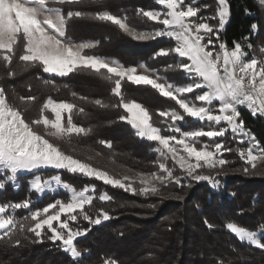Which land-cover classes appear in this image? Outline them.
I'll return each mask as SVG.
<instances>
[{"label": "snow or ice", "instance_id": "1", "mask_svg": "<svg viewBox=\"0 0 264 264\" xmlns=\"http://www.w3.org/2000/svg\"><path fill=\"white\" fill-rule=\"evenodd\" d=\"M161 10H135L136 17L156 22L162 27L152 30H139L129 23L127 14L118 16L104 9L96 12L69 10L65 13L63 5H82L85 0H0V63L8 68L7 76L15 77L16 71L12 63L16 58L25 68H40L45 73H55L67 76L70 73H88L109 82L111 93L118 100L116 104H107L102 99L90 100L87 96L78 99L101 108L123 109L120 121H126L135 130L139 138H146L157 143L155 152L160 158L172 161V167L167 163H158L157 172L140 174L138 181L128 176L117 178L107 170L94 167L91 162L76 158L75 155L62 150L60 143L70 141L73 136L86 137L91 132L90 127H84L74 122V116H87L85 108L77 103L55 101L50 96L39 108L38 116L28 121L25 111L11 103L3 87H0V169L7 175V182L18 184V174L32 172L41 167L64 169L73 174L95 178L105 184L118 186L130 191H140L143 194L155 193L159 189L153 184L156 181L166 184L172 181L179 184L181 177L174 175L178 167L183 173L195 181H209L212 188L219 187V181L211 175L197 174L203 167L214 169L228 163L223 159L225 152L233 149L223 140L214 144L211 149L204 144L201 148L195 145L199 138H225L231 132L235 140L240 138V144L247 140V147H237L238 156L256 168L258 160H264V146H261L255 136L245 128L239 108L246 107L252 115L264 117V46L260 47V57L249 53L245 48L252 49L248 38L244 42L233 41L232 47L220 40V32L230 15L228 0H217L216 11L210 17L200 16L201 8L197 7L198 0H154ZM264 4V0H261ZM208 9V5H204ZM86 18L103 23H110L120 31L138 41L168 37L175 42V46L160 49L156 56L174 55L179 62L169 64L165 71H180L184 78L192 81L184 85L167 82L159 76L157 69H149L147 65H140L144 73H138L137 66H125L119 61L103 56L89 54L87 50L98 46L99 41H82L76 43L67 36L70 20ZM200 22H196V20ZM217 20L216 25H210L207 20ZM253 32L258 25H251ZM21 49L17 56V49ZM187 62H184V61ZM157 72L155 77L146 74ZM164 80V82H161ZM122 82H131L138 86H148L162 97L174 101L181 111L166 109L158 111L157 115L170 132L177 135H164L162 128L153 123V114L143 104L136 100H126L122 92ZM49 83V81H44ZM31 85H29V88ZM199 90L195 100L184 98ZM76 97V93H72ZM22 104L35 102V96L18 97ZM217 107H213V104ZM50 114L53 118H50ZM194 121H206L209 130L181 131L178 122L185 121V117ZM42 127L44 132L37 129ZM191 141V142H190ZM111 148L110 141H99ZM245 173L249 171L244 169ZM62 185L68 191L69 198L65 201L57 199L41 209L31 210L32 201L0 204V239H11L17 231L29 232L36 238L43 239L45 229L50 233L47 238L53 242L59 241L61 248L73 258H81V251L76 244L79 237L85 236L88 229L73 228L70 222L82 217L91 225H99L102 220L110 218L109 213L100 209L95 218L85 210L91 206L93 200L110 201L106 193L94 196L95 185L77 189L69 183H64L57 175L50 179L34 176L30 182L31 189L44 193L51 188L52 183ZM139 183V189L133 188ZM6 187V181L0 179V189ZM234 195V194H233ZM199 207V205H197ZM19 209H28L29 215L18 219L15 213ZM65 217L61 219V217ZM54 222H56L54 226ZM208 228L214 225L205 220ZM226 229L234 234L240 242L256 246L264 250V222L257 225V229H249L237 222L229 221ZM16 244L20 241L17 239ZM104 264H118L114 259H106Z\"/></svg>", "mask_w": 264, "mask_h": 264}, {"label": "trees", "instance_id": "2", "mask_svg": "<svg viewBox=\"0 0 264 264\" xmlns=\"http://www.w3.org/2000/svg\"><path fill=\"white\" fill-rule=\"evenodd\" d=\"M202 2L211 10H216L217 0ZM228 3L230 18L221 32V40L232 47L233 41L243 43L247 37L253 46L252 49L245 48L250 57L254 51H259L260 40L264 39V4L259 0H228ZM155 6L154 0H85L82 5L62 7L65 13L69 10L96 12L107 9L118 16L127 14L129 23L137 29L149 30L160 27V24L136 17L134 13L136 9L147 10ZM253 24L258 25L255 32L251 29ZM67 36L75 41H99L97 47L87 50L89 54L115 57L126 66L144 61L159 71V66L167 64L171 55L155 54L161 48L174 45L165 37L138 41L115 25L86 18L70 20ZM20 52L18 48L17 56ZM12 69L16 71L17 78L6 83L4 77H0V87L5 89L11 103L22 110L27 109L26 120L31 121L38 116L39 109L34 112L33 108H40L49 96L77 103L85 108L88 115L74 116V122L92 129L88 136L77 138L80 143L92 145L114 161L117 159L120 164L145 171L158 169L157 152L154 151L157 143L137 137L129 123L120 121L123 109L101 108L78 99L79 96H87L90 100L102 99L107 104L118 103L111 93L109 82L88 73L59 76L45 73L40 68L25 69L16 58ZM7 84L12 85L11 90ZM11 91H15L17 96L12 97ZM122 92L126 100H137L147 107L153 114V123L165 133L168 130L161 122L163 118L157 115L158 111L174 108L182 112L174 101L162 97L148 86L122 82ZM72 93H76V97ZM20 96H35L36 100L26 108L25 104H19ZM240 113L245 126L264 146V117L254 116L244 107ZM185 119L189 120L188 124H181L184 129L198 123L187 116ZM101 140L110 141L112 147L102 145L99 143ZM260 172L261 176L255 179L234 178L233 181V177H228L218 188H212L206 181L187 182L182 179L179 184L172 181L160 185L159 191L148 194L131 192L64 169L29 172L20 176L21 188L15 190L8 184L0 192L1 202H22L35 198L36 193L29 191V180L38 173L47 177L60 173L63 180L76 188L95 185V197L102 193L110 196L111 200L107 202L95 198L92 205L85 209L93 218L103 209L110 218L99 225L84 222L89 231L76 241L81 251L87 250L81 258L71 257L61 248L60 242L49 240L48 235L41 239L32 233L17 231L11 239H0V264H101L109 258L118 264H264V250L240 242L225 227L227 222L234 221L249 229H257V225L264 222V168ZM55 197V193L47 192L36 204L42 206ZM205 220L214 227L208 228ZM17 239L19 244L15 243Z\"/></svg>", "mask_w": 264, "mask_h": 264}, {"label": "rangeland", "instance_id": "3", "mask_svg": "<svg viewBox=\"0 0 264 264\" xmlns=\"http://www.w3.org/2000/svg\"><path fill=\"white\" fill-rule=\"evenodd\" d=\"M202 1L203 0H198V4L196 5L197 7H200L202 9L201 12L199 13V15L200 16H204V17L212 16L215 13L216 10L215 9L211 10L209 5H208L209 8L205 9L204 5H206V4L203 3ZM259 1L261 2V0H259ZM187 2H191V0H187ZM147 10H161V6H159L156 3V6L154 8H150V9H147ZM229 18H230V15H229V17L227 19V22H228ZM196 22L198 23L200 21L197 19ZM206 22L209 23L210 25H216L218 23L217 20H213V19L207 20ZM227 22L225 23V26H226ZM160 27H162V25H160ZM160 27H157V28H160ZM149 30H152V29H149ZM221 32H220V36H221ZM165 38L169 39L168 37H165ZM71 40L76 42V43L82 42V41H75L73 39H71ZM220 40H221V37H220ZM83 41H93V40H83ZM174 46H175V42H174L173 47ZM262 46H264V39L260 40V47H262ZM161 49H166V48H161ZM253 55H255L257 57H260L261 53L259 51H254V53L248 58H251ZM107 58L115 59V60L119 61L120 63H122L119 59H117L115 57H107ZM177 62H179V58L174 56V55H171L170 58H169V62L167 64L159 66V68H161V70L158 72L159 76L166 78L167 82L174 83L176 85H184V84L191 83L192 81L184 78V73L183 72H180V71H165L164 70L167 65L175 64ZM184 62H187V61L185 60ZM142 64L147 65L144 61H141L137 65H129V66H137L138 73H144L145 69L139 67ZM147 67L149 69H157L158 70V68H151L148 65H147ZM2 68H3V72H2ZM7 71H8V68H6L3 65V63H0V77L1 78L4 77L3 81L6 82V83H9V81H14L13 79H15L17 77L16 76L15 77H8L7 76ZM146 74L155 77L157 75V72H147ZM161 82H164V80H162ZM7 88L9 90H11L12 89V85L7 84ZM14 89H15V87H14ZM197 94H200L199 90H196V92L191 93V94H185L184 98L194 101L195 100V95H197ZM11 96L12 97H14V96L16 97L17 96L16 92L15 91L14 92L11 91ZM52 99L57 101V102L62 101V100H56L54 98H52ZM137 102L140 103L139 101H137ZM19 104L20 105H24V104H22L20 102H19ZM27 106L28 105H25L26 108H27ZM217 106H218L217 104H215V103L213 104V107H217ZM243 107L244 106H241L239 108V111ZM244 108H246V107H244ZM38 109H39V107L33 108L34 112H38ZM167 109H174V108H167ZM50 118H53L52 114H50ZM241 119H243L242 115H241ZM188 120L189 119H185V121H183V122H178V126L181 128V131H193V130H199V129H204L205 131L209 130V125H208V122H206V121L198 122L196 125H193L190 128H188V129H184L181 126V124L182 123L183 124H188ZM158 127H160V126H158ZM245 128L248 131H250V133L252 135L255 136V134L248 127L245 126ZM37 130L40 131L41 133L44 132V129L42 127L38 128ZM166 130H168V132L165 133L164 131H162V134H164V135L172 134V135H177V137H179V133L170 132V130L167 127H166ZM77 138L78 137L73 136L70 141L59 142V141H55L54 140L53 142L60 143V146H61L62 150L65 151L66 153L73 154V155L76 156V158H79L81 160H86L88 162H91L94 167H99V168H102L104 170H107L111 175H114L117 178H122L124 176H128V177L132 178L133 180L138 181L140 179V174L141 173L150 174V173L157 172V173H159L161 175L164 174L159 169H156L154 171H145V170L134 168L132 166H128V165H125V164H120L119 161H117V159H115V161H114L113 159H111L112 157L105 155L101 151H99L96 148H94L92 145L90 146V145H84V144L80 143ZM255 138H256L257 141H259V139L256 136H255ZM221 140H223V142L227 146H229V147H231L233 149V151L231 153L225 152L223 157H222L228 163H226L224 166L216 167L214 169H209V168H207L205 166V167H203L201 169H198L197 170V174L214 176L215 179L217 181H219V184L223 182V179H227L228 177H230V178L233 177V181L235 180L234 178H243V179L244 178H246V179L258 178V176L261 173L260 170L264 168V160H258L256 162V165H257L256 168L253 169L251 167V165L249 163H247L246 161L242 160L238 156L237 152L235 151V149L238 146L239 147H247L246 138H245V142L243 144H240V142H239L240 138L237 137V139L234 140L232 138V133L229 132V133L226 134L225 138H211L210 139V138H207V137H201V138H199V142L196 143L195 146L199 149L204 144H207V145H209V148L211 149L212 147H214L215 143L221 142ZM259 143H260V141H259ZM260 145H261V143H260ZM157 146L158 145H156L155 148ZM157 160H158V163H167L169 167L173 166L172 165V161L169 162L170 160H164V159L160 158L159 153H157ZM47 168H52V167H41L39 169H34L32 171L42 170V169H47ZM245 168L249 169V171L247 173H245V171H244ZM27 173H29V172L19 173L18 174V184H13L12 182H7V179H6L7 175H9L10 173H6L4 170L0 169V179H4L6 181V186L8 184H10V185H12L13 189L16 190V189L21 188L22 178L20 176L24 175V174H27ZM57 175H59L61 177L60 173H56V174H54L52 176H48V177L45 176L44 173H38L35 176H40L41 178L47 180V179H50L51 177L57 176ZM174 175L180 176L181 180L185 179V181H187V182L190 181V180H193L191 177L187 176L186 173H183L181 170H179L178 167L174 170ZM32 179L33 178H31L29 180V191H34L36 193V196H35V198H31V197L27 198V199H30L32 201L31 210L41 209V208L45 207L47 204L52 203V202H54L57 199H62V200L66 201L69 198L70 194L68 193V191L66 189H64L62 187V185H57L55 182H53L51 188L46 189L44 193H39L36 190L31 189L30 182L32 181ZM62 181L64 183H68V182H66L63 179H62ZM199 182H203V181H199ZM206 182H209V181H206ZM153 184L157 188H159V186L162 185V184H160V183H158L156 181H153ZM132 186H133V188H136V189H139V187H140L138 182L134 183ZM77 189L79 190V188H77ZM2 190L3 189H0V192ZM47 192H50V193H53V194L55 193L56 197L52 201H50V202H48V203H46V204H44L42 206H40V205L38 206L36 203L38 202V200L42 199L43 195L46 194ZM131 192H133V191H131ZM135 192H138V190L135 191ZM60 193H62V195ZM94 196H95V193H94ZM6 203H15V202L10 201V202H6ZM6 203L0 201V204H6ZM9 214H14L18 219H22L24 216L29 215V210L28 209H19V210H16L15 213H12L10 211ZM64 218L65 217H63V216L61 217V219H64ZM102 221H104V220H102ZM84 222H88V221H85L82 217H78L77 221L70 222V226L73 227V228L88 229L87 227L85 228V223ZM55 224H56V222H54V226H55ZM45 233L46 234H44V235H50V233L47 231V229H45ZM101 264H104V263H101Z\"/></svg>", "mask_w": 264, "mask_h": 264}]
</instances>
